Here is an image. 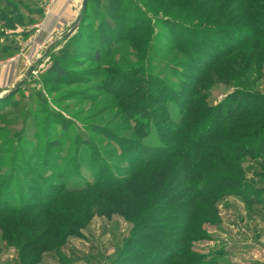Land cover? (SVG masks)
I'll return each mask as SVG.
<instances>
[{
    "label": "rangeland",
    "instance_id": "1",
    "mask_svg": "<svg viewBox=\"0 0 264 264\" xmlns=\"http://www.w3.org/2000/svg\"><path fill=\"white\" fill-rule=\"evenodd\" d=\"M46 1L22 3L34 11ZM119 1V25L111 28L103 22L108 0H100L98 7L91 0L85 18L64 30L66 37L40 46L35 70L9 88L0 87L6 90L0 97V198L7 209L0 216L5 219L0 223V264H140L126 258L138 255V248L161 264V257L172 251L169 245L180 247L178 239L166 236L169 223H176L167 218L174 213L166 210L179 201L158 202L161 213L150 222L147 209L126 207L115 186L96 190L92 184L109 172L118 180L128 177L131 163L142 158L129 150L130 139L169 148L161 135L171 137L173 122L151 118L148 108L160 110L166 104L171 118L179 120L176 109L185 104L178 96L189 93L168 77L173 71L197 75L188 72L182 53L189 38L206 47L207 38L219 43L235 35L244 40L212 67L198 89L200 106L222 103L224 108L230 96L243 99L240 107L263 99L264 0ZM40 12L24 14L14 33L38 22ZM22 40L0 21L1 48L15 43L22 55L27 48ZM1 48L0 64L15 53ZM97 48H102L100 60L93 56ZM52 59L53 68L69 76L52 80L46 73ZM156 81L167 88L158 107L146 102L147 87H156ZM123 104L128 105L125 110ZM136 131L141 139L132 136ZM255 144L243 143L231 165L223 164L221 171L234 183L212 188L210 211L198 217V230L188 243L195 260L191 264H264V145L256 149ZM30 202L37 206L20 210ZM15 208L20 211H11Z\"/></svg>",
    "mask_w": 264,
    "mask_h": 264
},
{
    "label": "trees",
    "instance_id": "2",
    "mask_svg": "<svg viewBox=\"0 0 264 264\" xmlns=\"http://www.w3.org/2000/svg\"><path fill=\"white\" fill-rule=\"evenodd\" d=\"M90 3L91 0H86L85 7H82L78 16V23L87 15ZM99 3L101 5L100 0H97V7ZM108 5L110 9L105 11V14L103 13L104 11L102 12L105 15L103 16V22L112 28L115 24L119 25V22L116 23L115 20L118 19L117 12L120 11L121 4L119 0H108ZM20 6L24 7V11L20 10ZM40 11L39 9L31 11L26 4L22 3V0H0L2 28L4 30H15L17 26L22 25L24 14L27 17L30 14L39 15ZM22 12L24 13L22 14ZM98 26L101 29V21H99ZM98 37L100 38V36ZM77 39H79V36ZM188 40L187 47L185 46L182 53L188 59V72H196L197 75H192L191 73L177 74L173 71V75L168 77L183 92L189 93L188 97L178 96L182 100V104H185V107L178 106L176 109L180 116L179 120L175 121L171 118L170 110L166 104L160 110L148 108L151 118L159 117L161 120L173 122L174 129H171V137L166 138V136L161 135L163 137L162 140L165 139L170 142L169 148L162 146L150 147L134 141L135 139H130L132 144L129 150L138 154V156L142 155V158L137 162L131 163L133 169L128 173V177L118 180L113 178L109 172L105 180L95 177L92 184L96 190H108L110 187L115 186V195L120 197L119 200L123 199L125 201L126 207L129 204L134 206V208L147 209L146 213L148 212L147 215L148 220H151L150 222H155L161 213L162 207L157 205L158 202L163 200L169 203L170 201L180 202L178 207L166 210L174 213L167 218L176 222L175 224L169 223L172 225L168 226V235L166 236L175 238V240L178 239L180 247L169 245V251L174 250V255L170 251L166 258L161 257V264H171L173 260H180L184 262L183 264H191L192 261H195L192 255L187 252L188 243L192 238L191 233L198 230L195 227V223L199 222L198 217L206 215L210 211L208 205L212 203L210 201L212 188L222 185L230 186V184L234 183L229 173L221 171L223 170V164L228 167L231 165L235 155L238 154L239 146L243 143L253 140L256 143V149L264 145V96H262L263 99L249 101L243 107H240L243 101V99L239 101L240 96L227 97L224 108L222 103L209 109L199 105L203 101L198 97V89L201 84L205 83V79L210 74L212 67L227 55L241 48L240 46H242L241 44L244 40H240V37L235 35L228 40H220L219 43L207 38L208 47L203 43L204 41L196 42L194 38H189ZM85 41L87 40L85 39ZM182 46L184 45L182 44ZM1 50L3 51L2 53L12 51L14 46L13 44H8L7 47H3ZM101 50L102 48L95 49L93 55L95 60H100L99 52ZM55 62L56 59L53 60L50 68L46 70L48 75L52 74V80H57L66 75L69 76V73L67 74L60 68L54 69V66H56ZM46 80L48 81V77L46 79L45 76L44 82ZM156 84V87L152 86L151 90L150 87H147L146 102L149 105L154 103L158 107L164 103L163 95L167 92V88L159 81H156ZM191 84H193L192 87H190ZM127 106L123 104L121 108L125 110ZM141 126L143 127V125ZM258 133L263 134L258 135ZM140 135L141 133L136 131L133 132L132 136L141 139ZM214 151H216L214 156L218 157V160L212 158V152ZM227 166H225V169ZM7 184L8 182H5L3 186ZM90 187L91 185L88 186V188ZM187 197L188 199L185 200L184 198ZM147 201L149 205H146ZM1 202L2 199L0 198V216L7 213L6 207ZM35 206H37L35 203L30 202L27 205L21 204L19 208L23 211L25 208H35ZM15 210L20 211L16 208L11 211ZM3 220L5 219L0 217V223ZM11 237L16 239L17 236ZM23 244V246L21 245L23 248L28 247L27 243ZM142 244L148 245V243ZM157 246L162 248L163 245ZM22 247H20L21 250H23ZM137 250L138 255H134V257L126 256L128 261L140 262V264H156L152 259L148 258L150 255L145 250L143 251L140 248ZM175 250L178 252L175 253Z\"/></svg>",
    "mask_w": 264,
    "mask_h": 264
},
{
    "label": "crops",
    "instance_id": "3",
    "mask_svg": "<svg viewBox=\"0 0 264 264\" xmlns=\"http://www.w3.org/2000/svg\"><path fill=\"white\" fill-rule=\"evenodd\" d=\"M42 15L40 20L29 29L21 31L20 34L13 30L15 36L23 38L22 41L26 44V51L19 55V49L15 43L14 51L12 56H9L6 62L0 64V87L9 88L11 84L16 82L20 76L28 71L36 69L38 64H32L34 58H39L38 55L41 53L40 46L44 43L53 44V41H59L62 37H66L68 33L64 35V30L68 29V26L74 24L75 20L81 13L82 0H52L49 6H41ZM18 40V39H17ZM19 42V40H18ZM51 42V43H50ZM2 89V92H5Z\"/></svg>",
    "mask_w": 264,
    "mask_h": 264
},
{
    "label": "water",
    "instance_id": "4",
    "mask_svg": "<svg viewBox=\"0 0 264 264\" xmlns=\"http://www.w3.org/2000/svg\"><path fill=\"white\" fill-rule=\"evenodd\" d=\"M85 3H86V0H82V7H85ZM5 95H6L5 92L0 93V97H3Z\"/></svg>",
    "mask_w": 264,
    "mask_h": 264
},
{
    "label": "built area",
    "instance_id": "5",
    "mask_svg": "<svg viewBox=\"0 0 264 264\" xmlns=\"http://www.w3.org/2000/svg\"><path fill=\"white\" fill-rule=\"evenodd\" d=\"M52 0H47L46 1V3H44L45 5H44V7H46L47 8V6H49V4H50V2H51ZM20 53L22 54V52L20 51Z\"/></svg>",
    "mask_w": 264,
    "mask_h": 264
}]
</instances>
